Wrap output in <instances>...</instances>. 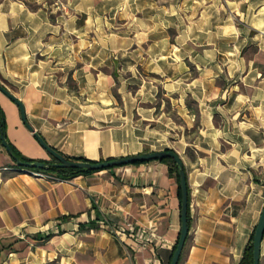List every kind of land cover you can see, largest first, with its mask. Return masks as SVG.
<instances>
[{
    "label": "crops",
    "instance_id": "1",
    "mask_svg": "<svg viewBox=\"0 0 264 264\" xmlns=\"http://www.w3.org/2000/svg\"><path fill=\"white\" fill-rule=\"evenodd\" d=\"M9 142L52 160L173 150L180 264H239L264 209V0H0ZM0 140V264H170L178 184L158 160L37 178ZM135 224L143 238L103 225ZM264 264V238L261 263Z\"/></svg>",
    "mask_w": 264,
    "mask_h": 264
},
{
    "label": "water",
    "instance_id": "2",
    "mask_svg": "<svg viewBox=\"0 0 264 264\" xmlns=\"http://www.w3.org/2000/svg\"><path fill=\"white\" fill-rule=\"evenodd\" d=\"M0 91L13 100L20 108L21 117L24 124L29 128L30 131H34L33 127L28 123L25 107L23 103L16 98L8 89H6L0 83ZM34 136L37 138L42 147L54 158L56 162L46 163V162H23L18 157L13 154V150L7 141L6 135L1 134L0 140L6 151L10 154L16 164L20 167H25L29 169H46L50 167L55 168H67V169H80L86 171H102L105 169L122 167L130 164L149 162L153 160H160L164 158H171L175 161L178 166V176L179 185L181 189V230L178 238V243L176 249L173 253L170 264H179L181 256L183 254L185 244L187 242L190 226L188 221L189 213V188L187 181V174L183 164V161L179 154L173 150H163L158 152H147L136 154L132 156L115 158L103 161H75L70 160L63 154L51 147L38 133L34 132ZM264 238V209L262 211L261 217L257 223L253 236V264L261 263L262 256V241Z\"/></svg>",
    "mask_w": 264,
    "mask_h": 264
},
{
    "label": "trees",
    "instance_id": "3",
    "mask_svg": "<svg viewBox=\"0 0 264 264\" xmlns=\"http://www.w3.org/2000/svg\"><path fill=\"white\" fill-rule=\"evenodd\" d=\"M1 134H5L6 135V120H5V115H4V112L0 106V135ZM7 138V136H6ZM8 143L10 144L12 150H13V154L18 157L21 161L23 162H35V161H40V162H46V163H51V162H56V159H54L52 157V160L50 161H47V160H34V159H30V158H27L25 156H23L10 142L9 140L7 139ZM65 156V155H64ZM67 157L68 159L70 160H75V161H91V160H88L86 158H71V157H68V156H65ZM164 164H166L168 166V169H169V175L172 177V178H175L176 179V182L178 184V196H179V199L181 200V189H180V181H179V176H178V166L177 164L175 163V161L171 158H164V159H160L158 160ZM91 162H95V161H91ZM145 163V162H143ZM136 164H140V163H136ZM17 168L19 169H28V170H33V171H39V172H43L47 175H50V176H53V177H56V178H59V179H62V180H69V179H72L78 175H83V174H91V173H94V172H98V171H86V170H80V169H67V168H55V167H50V168H46V169H29V168H25V167H20V166H17ZM115 168H118V167H115ZM110 169H114V168H110ZM188 221H189V226L191 225V218L189 216V213H188ZM255 231V230H254ZM253 236H254V232L251 234V237H250V240L245 248V251H244V255L240 261L239 264H253ZM178 243V241H177ZM177 243L174 247V251L176 249V246H177ZM173 251V253H174ZM184 252V251H183ZM173 256V254H172ZM183 256V254H182ZM181 256V258H182ZM181 261V259H180ZM180 264V262H179Z\"/></svg>",
    "mask_w": 264,
    "mask_h": 264
},
{
    "label": "built area",
    "instance_id": "4",
    "mask_svg": "<svg viewBox=\"0 0 264 264\" xmlns=\"http://www.w3.org/2000/svg\"><path fill=\"white\" fill-rule=\"evenodd\" d=\"M24 171L29 172L32 176L37 177V178H48V179H54V180H62L50 175H47L43 172L39 171H33V170H28L24 169ZM104 226H107L111 232L119 237H128V238H135V237H140L143 238L144 236L147 235V232L145 229H137L135 224L128 223L126 226H113L111 224H108L107 222H103Z\"/></svg>",
    "mask_w": 264,
    "mask_h": 264
}]
</instances>
